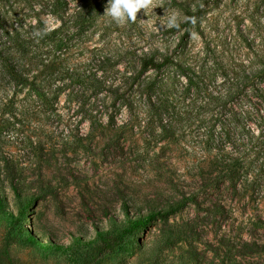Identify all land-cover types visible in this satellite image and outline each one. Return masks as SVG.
Segmentation results:
<instances>
[{
    "label": "rangeland",
    "instance_id": "1",
    "mask_svg": "<svg viewBox=\"0 0 264 264\" xmlns=\"http://www.w3.org/2000/svg\"><path fill=\"white\" fill-rule=\"evenodd\" d=\"M53 1L0 2V11L16 24L47 31L61 28V44L56 47L55 35L47 42L50 65L58 55L65 59L59 77L68 76L64 71L71 67L87 75L76 78L59 105L41 118L33 117L26 102L8 101L16 96L0 89V264H79L77 254H72L79 248L74 243L77 238L89 240L97 229L121 222L125 209L133 214L162 207L177 194L171 181L179 190L198 193V202H189L168 219H155L147 233L128 239L96 264H150L159 229L187 223L195 227V239L166 250L162 257L166 263L181 264V257H191L192 264H264V110L252 111L247 120L250 164L243 174L249 180L233 191L225 185L198 183V165L215 155L203 142L213 124L205 95L224 88L222 67L264 55V0H152V6L139 10L135 20L125 18L122 23L99 9L101 14L85 25L84 38L76 22L82 1L61 0L55 5ZM198 2L204 3L199 23L187 32L176 30L185 20L182 6ZM172 13L176 24L169 26ZM152 45L175 49V59L196 71L188 76L176 72L174 83L168 76L173 70L166 71L156 92L161 99L169 96L171 102L163 119L150 118V107L142 104V119L128 125L132 135L120 138L124 149L115 151L88 116L101 97L92 85L95 58L127 49L147 51ZM127 59L129 55L112 71L122 70ZM259 85L264 86V81ZM127 118L124 108L112 128L117 130ZM14 187L22 197L37 194L35 201L23 208ZM206 191L210 195L204 201ZM52 243L73 250L51 248Z\"/></svg>",
    "mask_w": 264,
    "mask_h": 264
},
{
    "label": "trees",
    "instance_id": "2",
    "mask_svg": "<svg viewBox=\"0 0 264 264\" xmlns=\"http://www.w3.org/2000/svg\"><path fill=\"white\" fill-rule=\"evenodd\" d=\"M3 0H0V2ZM80 11L77 13L76 22L79 24V33L82 38L87 36L85 25L95 16L101 14L99 9H107L108 5L100 0H81ZM218 0H215L217 2ZM61 3L54 0L53 5ZM203 2L185 4V20L176 25V30L188 29L199 23V17ZM94 9V11L90 10ZM196 9V10H194ZM107 29V28H106ZM60 29L47 31L45 27L17 23L9 19L0 11V89L8 96L13 93L11 103L26 102L30 105L31 114L34 118L40 116L48 109H54L60 103V97L66 88L75 85L76 78L87 77L86 73H79L73 67L65 69L68 76L61 77V64L65 59L57 56V62L52 65L48 61V38L55 35L54 40L61 44L64 35ZM106 34V33H105ZM104 34V35H105ZM66 36V35H65ZM64 54V53H62ZM176 51L169 48L152 45L149 49L138 51H118L116 54H98L95 58L93 72V87L96 96H101L97 108L92 109L88 115L91 125L100 128V135L112 144L115 151L123 150L119 139H126L132 135V130L127 131L128 125L141 120L139 107L147 104L152 111L150 118L154 116L162 118L166 109L171 106L169 96L159 98L156 92L163 85L166 71L173 70L172 83L179 75H187L195 68L184 66L181 61L175 59ZM129 55L130 59L124 61L123 69L112 71L123 59ZM72 69V70H71ZM225 77L223 89L205 95V104L211 112L210 134L203 142L209 152L215 155L204 160V164L198 165L200 178L198 183H207L211 186L220 187L225 185L227 191L237 190L249 180L243 174V170L249 166L248 152L250 137L247 131V120L252 111L260 113L264 110V55L256 54L254 58L241 59L239 62L228 67H222ZM54 74L56 76L54 77ZM159 75L162 77L159 79ZM193 80V77H190ZM60 80V82H57ZM195 85V82L192 81ZM197 85V84H196ZM188 87V86H187ZM186 90V88H185ZM25 92L23 98L18 95ZM185 93V91H183ZM195 96V94H193ZM250 103L251 107L245 106ZM128 112V118L117 130L112 128L117 125L122 109ZM51 116V112L47 117ZM253 147L251 146V150ZM206 163V164H205ZM211 171V172H210ZM217 172L215 177H211ZM251 174V173H249ZM254 179L253 175H250ZM177 194H173L162 207H150L147 213H133L125 209V218L105 229H97V234L89 240L77 238L75 245L79 248L72 252L79 264H96L101 259L115 252L128 239L138 236L141 232L147 233L149 226L157 218L168 219L171 215L185 207L189 202L197 203L199 194L191 191L179 190L178 186L171 181ZM16 198L26 208L35 201L37 194H26L24 197L17 187H14ZM179 190V191H178ZM210 191L204 193V201L207 200ZM228 198V196H227ZM212 201V200H210ZM138 208V207H137ZM139 209V208H138ZM141 209V208H140ZM144 210V209H142ZM185 227V228H183ZM182 228L159 229L154 237V253L150 264H168L162 257L168 249H173L179 242H192L197 233L193 225L187 223ZM46 234L45 231L41 230ZM32 239L33 237L30 236ZM49 246V245H47ZM50 247V246H49ZM51 248L58 250H73L72 247L52 243ZM181 264H192L195 259L189 260L181 257ZM170 264H174L170 263Z\"/></svg>",
    "mask_w": 264,
    "mask_h": 264
},
{
    "label": "clouds",
    "instance_id": "3",
    "mask_svg": "<svg viewBox=\"0 0 264 264\" xmlns=\"http://www.w3.org/2000/svg\"><path fill=\"white\" fill-rule=\"evenodd\" d=\"M151 6L152 0H109L106 11L116 22L122 23L125 18L135 20L139 10ZM176 19V14L172 13L168 18V25L174 26Z\"/></svg>",
    "mask_w": 264,
    "mask_h": 264
}]
</instances>
